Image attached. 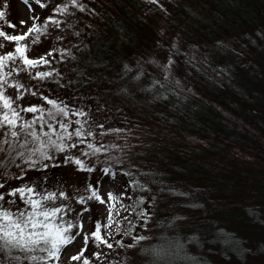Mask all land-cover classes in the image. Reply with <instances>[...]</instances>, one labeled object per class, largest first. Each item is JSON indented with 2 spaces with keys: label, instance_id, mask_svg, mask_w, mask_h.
<instances>
[{
  "label": "trees",
  "instance_id": "obj_1",
  "mask_svg": "<svg viewBox=\"0 0 264 264\" xmlns=\"http://www.w3.org/2000/svg\"><path fill=\"white\" fill-rule=\"evenodd\" d=\"M156 1L100 0L92 15L89 5L80 10V1L39 0L47 11L67 5L79 24L70 53L56 63L57 44L40 67L52 72L44 81L59 92L56 100L64 97L72 113H85L74 115L69 130L79 120L83 143L88 132L122 138L87 159L72 153L109 168L124 186L127 220L118 222L109 242L108 264L123 254L129 264H264V0H179L166 10H155ZM19 151L25 150L0 153V194L25 184L56 193L65 183L63 154L33 168ZM13 197L26 207L19 195L7 199ZM101 219L91 216L89 234L99 223L102 235ZM141 236L146 239H133ZM176 244L186 256L168 252ZM103 246L90 239L81 260L99 264L92 254ZM153 248L165 250L159 261L145 251Z\"/></svg>",
  "mask_w": 264,
  "mask_h": 264
},
{
  "label": "snow or ice",
  "instance_id": "obj_2",
  "mask_svg": "<svg viewBox=\"0 0 264 264\" xmlns=\"http://www.w3.org/2000/svg\"><path fill=\"white\" fill-rule=\"evenodd\" d=\"M35 2L39 3V0H35ZM70 2L73 6L78 4V0H70ZM151 2H155V0H151ZM23 3L27 5L29 4V0H23ZM3 7L7 8L8 5L5 4ZM41 7H44V5L41 4ZM79 7L81 11L84 10L83 5H79ZM66 9L67 5L59 10L63 12ZM5 15L6 13L4 11H0V19H3ZM31 19H33L34 22L27 28V31L22 32L21 34L9 35L5 31L0 30V38L10 42H15L16 45L14 52L9 51L5 55H0V153L11 154L12 152H16L17 149H24L27 151V155H25V151H19L17 155L23 158L29 167L34 168L39 161L52 159L46 151L47 147H52L58 152H63L69 147L75 148L77 147L76 143L69 145L63 142L65 140L70 141L73 137H76L78 138L79 143H83L85 132L83 130V125L79 120H76L74 123L80 125V127L75 128L72 132H69L68 129L70 127V123L67 121V117L70 110L66 105H64L63 101L58 102L55 99H48L47 97H44L46 103L52 106V109L48 111V115L56 119V126L46 122L50 132L45 131L42 135L39 134L35 130V125L39 123V121L43 120V116L30 121H25L21 117L20 113H37L43 112L44 109L38 106H29L26 108H20L18 106L17 102L22 99V96L19 94V90L23 88L22 84L12 85L17 89V95L15 97L7 95L4 91V86L7 84V80L4 79L2 74V70L5 67V61H12L14 63L17 58H19L24 65V70L37 69L50 63V61L44 56H41L38 59H30L26 53L30 51L31 44H37L40 41V36L47 34L48 22L57 26H59L60 22L52 17H49L48 21L44 24L37 25L35 20L39 18L31 17ZM25 23V21H21V24ZM8 26L15 27L10 23ZM3 47V43H0V48ZM47 55L51 56L52 53L49 52ZM148 62L151 63L152 61L150 60ZM170 64L171 58H169V65L164 66L165 71H167ZM124 69L125 71H132L127 64L124 65ZM142 75L143 71L140 70L137 75L133 77V80L139 81ZM50 76H52V72L36 71L35 73V78H39L41 80ZM165 78L167 79L168 77L165 76ZM156 84H160V81L157 80L153 82V86ZM161 87H163V85H161ZM148 90L150 91L151 89ZM32 94L35 95V93ZM14 105L17 106L14 107ZM72 114L85 115V113L80 111ZM58 117H63L64 119H58ZM41 127H43V125H41ZM57 128L62 130V134L57 131ZM53 135L57 136V140L52 139ZM87 135L91 136L92 133L88 132ZM28 137L31 139L29 140ZM42 137H47V140ZM33 145L35 146L33 147ZM88 148L92 151L91 153L83 152L82 154L84 156L95 155L101 151V148L94 147L92 144H88ZM65 162H72L76 164L82 171L94 170L88 167V165L80 158L66 156ZM47 167L48 165L45 164L44 168ZM103 171L105 175L110 174L109 168H105ZM126 175L130 174L126 173ZM137 185L139 187H143L142 185H139L138 182ZM0 187H3V185L0 184ZM89 190L91 191V195L87 197L88 200L95 199L101 204L106 202L101 198L98 189H92V186L89 185ZM9 195H19L20 200L26 207L24 209H17L16 211H11L10 209L5 208L2 203L5 197L0 194V253L5 255V259L0 261V264H12L13 261L17 262V264H22L23 261H27L28 264H49L50 261H59L62 251L68 245H71L77 237L81 236L85 249L90 239L97 247L101 244H104L109 249L113 247V244L109 243L106 238V236L110 237L111 233H106L102 236L100 231L101 225L99 223L96 224L95 231L89 234L83 232L82 224L74 225L71 222L65 221L63 216L60 215L63 212V208L55 206L53 203L57 198L56 193L48 192L46 194H42L37 192L34 187L25 184L12 190ZM59 195L63 197L64 193L61 192ZM107 197L108 200L120 199V197L114 196L111 192L107 194ZM80 202L84 203L85 198L81 197ZM9 203L14 202L9 201ZM139 203L143 204V199H141ZM84 211L87 212L88 209L85 208ZM112 211V207H109V223L104 225L105 228H111L114 223ZM116 215H119V212H117ZM140 215L141 217H145L147 214L141 212ZM124 219L127 220V216H125ZM174 219L181 218L174 217ZM77 227L80 231H76L75 234H73V229ZM133 239H137L139 241L146 239V237H133ZM189 239L194 241L196 237L192 236ZM116 243L119 244L120 242L117 241ZM127 247H133V245H128ZM85 249H82L79 254L73 255L70 259L73 261H80L84 255ZM13 250H17L23 255L13 256L11 255ZM145 251H148L149 255H151L156 261H159V259L165 254V250L162 248H153ZM168 252L172 255H176L177 257L187 255L182 244L173 245ZM94 255L97 256V258L99 257V253H94ZM83 264H90V260L84 258ZM196 264H199V262H196Z\"/></svg>",
  "mask_w": 264,
  "mask_h": 264
},
{
  "label": "rangeland",
  "instance_id": "obj_3",
  "mask_svg": "<svg viewBox=\"0 0 264 264\" xmlns=\"http://www.w3.org/2000/svg\"><path fill=\"white\" fill-rule=\"evenodd\" d=\"M78 1L82 3L81 5H89L88 10H90V14L92 15L95 11L94 9H96V2H100V0H93V3H91L90 0ZM87 1H89V3H87ZM171 1L174 2V4H177L179 0H157L156 2L158 7L156 3H154V5L156 6L155 10L159 7L164 8L166 10V8L170 6ZM149 2L152 3L150 0ZM5 4L8 5L7 8L3 7ZM62 8H64V6L59 4L56 7L50 8L49 11H47L46 8L41 7V3H36L35 0H29V4L27 5L23 3V0H0V11H4L6 13L5 17L3 19H0V30L5 31L9 35L21 34L22 32L27 31V28L31 26V24L34 22L31 17L39 18L35 20V23L37 25L44 24L46 21H48L49 17H52L53 19L60 22L59 26L48 22L47 34L41 35L40 41L37 44H31L30 51H28L26 54L30 59H38L41 56L47 58V54L49 52H52V50L55 48V46H57V44H60L59 48H62V50L60 49V56L58 61H56V63H59L63 59V55L65 56L66 54L70 53L68 49L71 48V45L73 46L75 38H77L76 35L77 33L79 34V24H77L78 22L76 21V19H73L74 17H71V15L68 13L69 11L65 10L61 12L59 9ZM21 21H25L26 23L21 24ZM9 23L11 25H14L15 27H9ZM60 41H63V43H60ZM0 43H3L4 45L3 48H0V55H5L9 51L14 52L16 46L15 42H10L8 40L0 38ZM37 71H41L40 67L37 68ZM34 73H36V69L24 70V65L19 60V58H17L14 63L12 61H5V67L2 70V74L4 76V79L7 80V84L4 86V91L7 95L15 97L17 95V89L12 85L22 84L23 88L19 90V94L22 96V99L17 102L18 106L20 108L38 106L44 109L43 112L37 114L38 116H33L34 118L26 116V120L30 121L33 119H37L40 116H43V120L39 121V123L35 125V130L38 133H43L45 131L50 132V129L47 127V123H51L53 126H56V119L48 115L46 101L44 97L50 98V96H52L56 97L53 98L56 100L58 98L59 92L57 90L52 91L51 89H49L48 83L44 81V79L41 80L39 78H35ZM32 93H35V95H33ZM31 97H35L36 100H30ZM61 100L64 102V97ZM85 104L86 103L84 102L81 103L82 106ZM15 106L17 105H14V107ZM22 113L24 112L20 113L21 117L24 116V114ZM74 118L75 116L72 114L71 111H69L67 121L71 124ZM58 119L64 118L58 117ZM41 125H43V127H41ZM68 131L72 132L73 130L70 131L68 129ZM58 132L62 134V130L58 129ZM94 134L95 133H93V135ZM105 134L106 135L104 136L97 134L94 138H91L88 135V141H86L85 143H81V145H77V147L75 148H66L63 152H58L52 147H47L46 151L52 157V159H46V161L50 162L52 160H55V158H58V156H61L63 154L58 159L62 160V163H64L67 154H69V156H72L73 153L76 157H78L79 155L81 156L83 152L89 151L90 153V148H88V144H92L94 147H104L105 149H107L112 147V142L110 141V139L112 141L115 140V142L117 139H122L121 137L118 138V136L114 135V133L105 132ZM53 136L55 140H57V136ZM42 138L47 140V137ZM28 139L30 140L31 138L28 137ZM77 142L78 138L73 137L72 140H65L63 143L70 145L72 143ZM34 146L35 145H33V147ZM25 154L27 155L26 150ZM84 158L87 159L86 156H84ZM85 164H87L88 167L93 168L94 170L82 171L78 169L76 164L72 162L69 164V162H67L68 166L64 167V173L66 176L65 183L63 180V182L59 185L56 192L57 198L53 203L55 204V206L63 208V212L60 215L63 216V219L65 221L71 222L76 225L75 220L77 219V225L82 224L83 232L86 233H88V228L91 224V216L94 213H99L102 216V236H104L106 233H111L110 237L106 236V238L109 239L108 242H110L114 237V232L116 230L118 222L122 220L127 213L126 210L129 205V202L126 196L124 195V186L120 179L114 174V172H110L109 175H105L101 168H99L100 163L96 165L91 163ZM89 185L92 186V189L94 188L99 190L101 198L106 201L105 203L101 204L95 199H87V197L91 195ZM61 192L64 193L63 197L59 195ZM109 192H111L114 196L120 197V199L108 200L107 194ZM4 196L6 197L4 199L6 202V204L4 205L5 208L10 209L11 211L21 209L17 201H15V197H13L14 200H12L11 198L7 199V197L12 196H9L5 193ZM81 197L85 198L84 203L80 202ZM9 201H13L14 203H9ZM109 207H112L113 209L112 216L114 223L111 228H105L104 225L109 223ZM85 208L88 209L87 212L84 211ZM117 212H119V215H116ZM69 213H73L75 215L70 216ZM76 231H80V229L78 227L74 228L73 234H75ZM82 249H85V246L81 236L77 237V239L71 245H68L62 251L60 260L55 261L54 264L83 263L82 260L75 263L73 262V260L70 259L73 255L79 254ZM111 249H113V247ZM111 249L107 248L106 246L101 247L98 251V258L94 254H92V261L99 264H108V262H110L108 255L110 254ZM123 255L120 256V260L116 263L119 262L129 264V259H125ZM106 256L108 258H105ZM103 258L105 259L102 261L101 259ZM25 262L27 261L22 262V264H24Z\"/></svg>",
  "mask_w": 264,
  "mask_h": 264
}]
</instances>
